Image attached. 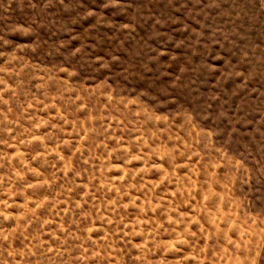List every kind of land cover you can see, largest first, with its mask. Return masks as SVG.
<instances>
[{"label":"rangeland","instance_id":"rangeland-1","mask_svg":"<svg viewBox=\"0 0 264 264\" xmlns=\"http://www.w3.org/2000/svg\"><path fill=\"white\" fill-rule=\"evenodd\" d=\"M0 35V264H264V0H0Z\"/></svg>","mask_w":264,"mask_h":264},{"label":"clouds","instance_id":"clouds-1","mask_svg":"<svg viewBox=\"0 0 264 264\" xmlns=\"http://www.w3.org/2000/svg\"><path fill=\"white\" fill-rule=\"evenodd\" d=\"M4 32L5 33L7 32L6 28L4 29ZM23 38L24 39H31L30 36H24ZM0 41H3V43H5V44L9 43V41H8V39H6L5 35H0ZM0 54H2V53H0Z\"/></svg>","mask_w":264,"mask_h":264}]
</instances>
